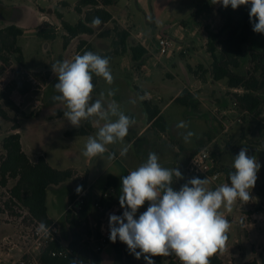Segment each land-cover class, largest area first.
Segmentation results:
<instances>
[{
  "label": "rangeland",
  "instance_id": "374dc122",
  "mask_svg": "<svg viewBox=\"0 0 264 264\" xmlns=\"http://www.w3.org/2000/svg\"><path fill=\"white\" fill-rule=\"evenodd\" d=\"M60 0H0V9L2 10L3 19L0 20V29L5 28L11 24H16L18 19L11 20V10H23L25 15L26 11L30 14L29 19L25 20L20 27L23 29L24 34L18 39V45L23 49L24 64L19 66L12 63L4 74L0 76V90H3L13 82H23L28 76L35 77V73L42 74L46 79L48 88L44 94L42 87L31 85V90L26 97L16 93L13 97L15 101H20L22 104L21 111L27 116L32 114L31 117H23L22 115H16L11 112L12 118H17L20 125V133L22 136L23 149L32 161H37L39 157L44 156L47 162L57 170H75L77 175L87 172L90 173L92 179H99L104 177L105 174L110 173L111 158L109 151L119 154L121 149L127 144L124 140L123 144L116 143L108 146V152L95 158H85L82 155L84 144L88 136H67V132H70L79 128H86L89 124L88 121H82L79 128L73 127L67 119L64 117L63 112L66 111V107L59 103L54 102L52 97L58 95L55 91V84L58 83L57 76L53 73L51 65L57 61L70 60L71 57L79 53V46L82 43H86V47H91L92 52L97 54L112 53L111 44L116 35L112 30L113 23L108 25L107 29L110 33V37L99 38L96 36H85L74 39L69 42L70 49L64 48L65 36L67 32L63 29L61 21L56 18V11L61 12L64 15V21L71 25H76L82 16L74 9V5L79 0H65L71 5V8L67 9L60 6ZM182 0L178 4L187 5L185 7L192 6L196 14H191L185 17V26L187 28L188 36L185 41L176 38L173 32V28L166 29L165 26H161L156 19L159 12L163 10L159 8L158 0H129L130 9L134 15L135 27L133 32L135 34L143 33L147 38H150L152 45H149L152 50V56L144 62V65L140 69H136L133 66L130 54L123 56H115L110 62L112 74L115 77L114 83H126L128 86L122 88L121 86L107 85L101 78L93 74V83H99V91H105L111 87L116 90L115 96L105 99V104L114 100L116 96H123L125 101L121 104V109L126 115H129L135 119L136 123L129 129L131 138L139 132L148 121V113L144 102L146 99L139 100L137 98L138 91L135 89L137 86L142 89H148L152 86L153 92H158L163 97V102H160L157 98L150 100L153 106L164 108L169 99L178 91H182V94L192 92L193 99L190 100L189 106L184 107L179 103H172L168 107H165L164 119L168 122L166 131L162 132L159 127H153L147 132H143L136 143H132L129 147V153H137L142 148L152 146L153 152L162 150H179V154H176V166L180 169L183 179L174 180L177 186V190L189 180V176L186 167L196 151L207 150L211 155H215L218 160V167L231 166L233 158L239 153L241 148L247 149L249 156H255L258 162L261 161V148L264 142V124L261 126L258 123H249L247 116H242L239 122H234L233 117H237V111L233 110L230 117L221 118L219 111H223L231 107V103L234 100L233 93L235 90H231L228 87L226 81L213 82L210 78L204 80L199 79L200 70L199 66L208 67L211 62L209 54L206 52V46L203 47L202 43H206L203 40V34L198 33L196 37L191 36V32L197 25H201L202 22H207L209 19L212 23L207 24L206 33L208 31L216 30L220 26V20L216 15L212 14L213 4L211 0ZM127 0L122 1V5H125ZM45 15H41V12ZM155 12L153 15L152 12ZM121 12V11H120ZM116 14H122V13ZM148 16H146V14ZM48 20L56 27H61L58 31L57 37L54 40H44L37 36V30L44 25L43 20ZM17 20V21H16ZM173 22L170 21L169 24ZM52 24V23H51ZM60 24V25H59ZM42 25V26H41ZM212 30V31H213ZM106 31V30H105ZM165 33L173 43L171 48L172 53L166 56H161L158 51L157 43L153 40V35L161 36ZM205 33V34H206ZM131 45L135 43H130ZM84 46V47H85ZM83 47V48H84ZM195 47V50H193ZM87 50H84V52ZM82 52V54L84 53ZM81 54V55H82ZM38 79V78H37ZM39 80V79H38ZM40 81V80H39ZM41 82V81H40ZM42 83V82H41ZM191 83L197 84V86L191 87ZM47 84H43L46 86ZM20 85V84H19ZM121 85V84H120ZM185 85V87H184ZM6 86V87H5ZM5 87V88H4ZM128 87V89H126ZM162 91V93H161ZM99 92V93H100ZM242 91H237V93ZM42 93L45 96L44 104H40L39 108H36L34 112H30L26 106L35 105L36 101H42ZM99 93H92V99L99 98ZM179 95V96H180ZM178 96V97H179ZM123 98V99H124ZM135 100V103L131 101ZM43 102V101H42ZM119 103V102H117ZM36 113L39 114L36 116ZM218 118H217V117ZM95 120V119H94ZM102 126L103 121H97ZM180 121L188 123L189 128L195 133L191 138L190 143H185L183 139V133L185 129L177 128V124ZM86 122V124H84ZM0 141L12 132V123H1ZM93 130L90 135H94L97 131ZM244 135V136H243ZM149 149V148H147ZM173 156V155H172ZM126 157L121 158V162L125 163ZM166 164H172L171 160L166 158ZM119 167V166H118ZM167 167V166H165ZM120 168V167H119ZM168 168H173L170 166ZM226 183L225 178L222 176L217 184H214L209 180V187L215 189L219 184ZM13 182L10 183V186ZM9 186V187H10ZM96 189H102V186L96 185ZM72 182L59 187H52L48 191V215H54L62 211V205L67 199V195L72 192ZM98 191V190H97ZM98 194L91 193L96 197ZM257 194V181L254 188L251 190V196L253 199L244 204L237 203L233 207V211L228 213L223 207L220 211L224 212L225 217L231 222L232 227L227 233L228 239L226 241V247L221 253V259L224 264H244L252 260H257L262 264L259 254L264 255V224L260 222H254L253 225H248L250 222V215L252 212H260L264 215V202L261 198L256 197ZM91 195V194H90ZM258 195V194H257ZM7 190L0 187V254L3 253L5 247L3 245V239L5 237H11L19 244V237L22 234H26L28 229L34 224L31 221H24L23 211L15 209V211H6L4 203L7 201ZM256 197V200L254 199ZM116 205L121 209L119 201H116ZM148 202L146 201L137 212L141 214L147 210ZM113 207V206H112ZM261 208L263 209L262 211ZM5 209V210H4ZM18 215H22L21 217ZM100 214L95 212L94 218L99 219ZM241 221L243 225H241ZM252 228L253 235L248 236L249 229ZM65 233L67 231L65 230ZM252 248L255 249L257 255L252 253ZM113 247H106L101 256L106 260L105 264L109 263L110 257L113 255ZM243 249L246 250L250 256H244L242 259L235 260L236 255H239ZM253 249V250H254ZM257 256V257H255ZM2 257V256H1ZM5 258V254L3 256ZM264 257V256H263ZM109 258V260H107ZM17 260V256L8 259L6 264H13Z\"/></svg>",
  "mask_w": 264,
  "mask_h": 264
},
{
  "label": "trees",
  "instance_id": "16d2710c",
  "mask_svg": "<svg viewBox=\"0 0 264 264\" xmlns=\"http://www.w3.org/2000/svg\"><path fill=\"white\" fill-rule=\"evenodd\" d=\"M120 0H80L74 7L82 18L76 25H71L62 20L63 15L56 11V17L61 20L63 29L67 32L65 36L64 48L69 46V42L73 39L84 36H95L105 38L110 36V32L116 35L111 44L112 53H102L101 56L110 58V62L115 56H121L129 53L134 68L140 69L144 62L150 58L149 51L141 44L135 43L131 45L129 42L132 38L131 33L122 30L118 23L114 21V14L120 12L118 6ZM62 7L68 8L67 3H61ZM251 5H242L233 10L230 6L224 8L222 5L217 10V16L220 20L218 29L208 31V39L206 43V52L209 54L211 62L208 67L199 66V79L210 78L213 82L226 81L231 90H239L242 93H233V97L237 102L238 110L248 117L249 123H258L259 126L264 124V34L255 33L253 25L249 19V10ZM94 17H99L103 23L99 26H93L91 21ZM113 23L110 32L104 28L105 24ZM106 30V31H105ZM58 27L46 22L44 26L37 31V36L44 40H54L57 37ZM24 34L22 28L17 24H11L0 29V76L4 71L15 63L19 66L24 64L23 49L18 45V39ZM86 43L79 46V52L82 54L84 50L92 51L91 47H86ZM85 46V47H84ZM84 47V48H83ZM44 85L47 84L44 76L35 73ZM31 86L26 83L19 85L16 81L9 83L7 87L0 90V124L12 123V132L0 141V187L7 190V201L4 203L6 211H15L18 209L27 214L23 216V222L33 221L50 225L54 221L48 215V191L52 187H59L72 182L73 188L69 196V201L74 200L85 190L90 187L89 173H85L81 178L75 170H57L53 168L44 156L39 157L37 161H32L23 149L20 125L17 118H12L10 113L16 115L27 116L15 102L14 92L26 96L29 94ZM193 96L190 93L182 94L175 103H179L184 107L189 106ZM144 105L148 113L149 128L159 127L162 132L167 129V122L160 115L161 110L158 106H153L151 101H145ZM37 114V113H36ZM0 125V131H1ZM91 126L88 124L86 128L75 129L67 132V136H88L90 135ZM244 136V135H243ZM196 151L195 153H197ZM261 168L257 173V194L264 202V142L260 151ZM194 155V154H193ZM192 155V156H193ZM212 157L218 162L217 157ZM218 170L228 180L229 172L233 171L231 166L218 167ZM199 177V176H197ZM193 176L189 177V179ZM204 179L205 177H199ZM13 184L10 186V183ZM10 186V187H9ZM77 186H82L80 194L76 193ZM121 179L113 175L107 176V181L102 193L114 189V195L109 199H102V206L111 208L119 201L121 194ZM172 187L177 190L176 183L173 182ZM90 192L88 202L85 204L79 218L72 219L66 217L64 219L70 242V250L72 253L66 257H54V251L61 250L59 243L51 244L45 249L40 256L42 264H103L101 254L96 252L89 242H83L84 237L91 236L90 222L94 219L96 209L91 204ZM98 196L93 197L97 200ZM4 209V210H5ZM263 209L261 208L260 211ZM22 216V215H18ZM64 235V234H63ZM114 248L113 264H146L143 257L137 260L134 255L127 250V245L120 242L117 238L116 243L109 241ZM155 264H181L178 258L173 256H155L152 257ZM210 264H224L221 259V252H217L210 257ZM264 264V258L261 259ZM244 264H258L257 260H252Z\"/></svg>",
  "mask_w": 264,
  "mask_h": 264
},
{
  "label": "clouds",
  "instance_id": "9594fccd",
  "mask_svg": "<svg viewBox=\"0 0 264 264\" xmlns=\"http://www.w3.org/2000/svg\"><path fill=\"white\" fill-rule=\"evenodd\" d=\"M211 3L221 4L224 8L230 6L233 10L250 4L252 30L264 34V0H211ZM91 23L99 26L103 21L94 17ZM51 68L58 78L54 86L58 95L52 99L66 107L63 115L67 121L76 128L82 121H103L95 134L87 137L82 155L95 158L108 152L109 145L123 144L136 121L126 115L115 100L105 104L106 97L115 96L116 90L109 87L106 92L99 93V98L92 99L93 74L109 86L114 83L110 58L85 51L71 60L57 61ZM146 95L137 93V98L143 100ZM176 126L186 130L183 139L190 143L195 133L188 130V123L180 121ZM127 151L125 147L121 155ZM231 168L230 183H221L212 189L207 178L193 177L176 190L172 184L174 180L183 179L181 171L177 167L162 166L159 155L149 152L145 161L121 178L119 204L124 211L120 216H109L110 241L116 243L118 238L127 245L130 254L137 260L143 257L146 264H155L152 257L173 255L181 264H210V257L224 251L227 233L232 227L220 209L223 207L231 213L237 203L242 205L253 199L251 190L261 164L255 156L247 154L246 148H241L233 158ZM75 191L80 194L82 186H77ZM146 201L149 202L147 210L137 218L139 208ZM37 231L50 234L49 227L43 222Z\"/></svg>",
  "mask_w": 264,
  "mask_h": 264
},
{
  "label": "crops",
  "instance_id": "0c3cea01",
  "mask_svg": "<svg viewBox=\"0 0 264 264\" xmlns=\"http://www.w3.org/2000/svg\"><path fill=\"white\" fill-rule=\"evenodd\" d=\"M80 1V0H79ZM78 1V2H79ZM122 1H125V0H120L119 1V3H118V6H119V8L121 9L120 11V13H122V14H114V16H113V19H114V21H116L117 23H118V25H119V27L122 29V30H126V31H129L130 33H131V36H132V38H131V40H130V42L129 43H139V44H141L144 48H146L148 51H149V53H150V57L152 56V50H150L151 48L149 47V45H152L151 43V41H150V38H147L146 36H145V34H143V33H139V34H135L134 32H133V27H135V22H134V15H133V13H132V11H131V9L129 8L130 7V3H129V0H127L128 2H126V4L125 5H122L121 3H122ZM182 0H158V4H159V8L160 9H162V7L164 6L165 8L163 9V10H161L160 12H159V15H158V17L156 18L158 21H159V23H160V25L161 26H165V28L166 29H168V28H173L174 29V31L175 32H173L174 33V35L176 36V38L177 39H179V40H182V42L183 41H185V39H186V37L188 36V33H187V28H186V26H185V23H186V20H184L185 19V17H187L188 15H191V14H196V13H198L197 11H194L193 10V8H192V6L190 5L189 7H185V6H187V5H184V4H178L179 2H181ZM185 1V0H184ZM77 2V3H78ZM189 2H192L191 0H189ZM61 3H67L68 5H69V7L67 8V9H69V8H71V5L68 3V2H66L65 0H60L59 1V5L60 6H62V4ZM76 3V4H77ZM193 3V2H192ZM76 4L74 5V7L76 6ZM221 6V4H213V10H212V14H211V17L213 16V15H216L217 14V10L219 9V7ZM22 11L23 10H11V13H10V17H11V20L13 21V19H18V21L17 22H15L19 27H20V25L21 24H23V23H25L24 21L25 20H27V19H29V17H30V14L28 13V11H26V14L24 15L23 13H22ZM59 12V11H58ZM59 13H61V12H59ZM145 13V12H144ZM153 13V15L155 14V12L153 11L152 12ZM62 14V13H61ZM146 14V13H145ZM41 15H42V17H43V15H45L44 13H43V10H42V12H41ZM63 15V14H62ZM146 16H148L147 14H146ZM155 17H156V14H155ZM57 18V17H56ZM58 19V18H57ZM42 22H43V24L42 25H44L46 22H48V23H52V25H54L53 24V21L51 20V22H49L48 20L46 21V20H44L43 18H42ZM62 20H64V15H63V19ZM58 21H61V20H59L58 19ZM170 21L171 22H173V23H171V24H169L170 23ZM209 23H212L211 22V20L209 19L207 22H202V24L201 25H197L196 26V28H194V30L191 32V36L192 37H196L197 35H198V33H201V34H203V40H205L206 41V38H208V36H207V33H206V28H207V24H209ZM111 24V23H110ZM110 24H105V26H104V28H106L108 25H110ZM41 25V26H42ZM60 25V24H59ZM55 26V25H54ZM60 26H62V25H60ZM21 28V27H20ZM113 28V27H112ZM213 27H211L210 29H211V31L213 30L212 29ZM41 29V28H40ZM39 30V29H38ZM37 30V31H38ZM61 30V27H58V31H60ZM100 33V31H98L97 32V34L93 37V38H95L98 34ZM206 33V34H205ZM162 36H167L165 33H162V35L161 36H156V35H153L152 37H153V40H154V42L155 43H157V40H158V38L159 37H162ZM85 37V36H84ZM110 37V36H109ZM116 39V38H115ZM74 42V39H73V41L71 42V43H73ZM207 43V42H206ZM206 43H202L203 45V47H205L206 46ZM70 46L71 45H69L68 46V48L67 49H70ZM193 50H195V47H193ZM78 54H80V52L78 53ZM126 54H128V53H126ZM77 55V54H76ZM123 55H125V54H123ZM123 55H121V56H123ZM74 57V56H73ZM73 57H71L70 58V60L73 58ZM113 60H115V59H113ZM112 60V61H113ZM111 61V62H112ZM94 84V91H93V93L95 94V93H99L100 91V89H99V83H93ZM113 84H115V86H121L122 88H125V86H128V84L126 85V83H113ZM121 84V85H120ZM0 85H2V84H0ZM48 85L49 84H47L46 86H44L43 87V89H42V91H44V94H45V92H46V90H47V88H48ZM193 86H197V84H195V83H191V87H193ZM6 87V86H5ZM4 87V88H5ZM184 87H185V85H184ZM126 89H128V87L126 88ZM137 91H138V93L140 94V95H145V93L147 94L146 96H145V99H146V101H148V100H152V99H158L160 102H163V97H162V95L160 94V93H158V92H153V90H151V89H153V87L152 86H149L148 87V89H142L141 87H139V86H137L136 88H135ZM191 92V94H192V92L193 91H190ZM16 93H18L19 94V92L18 91H15L14 92V96H15V94ZM161 93H162V91H161ZM182 93V91H178V92H176V94L174 95V96H172L170 99H169V101L167 102V104H166V106L168 107L170 104H174L175 102V99H177V97L180 95ZM28 95V94H27ZM26 95V96H27ZM13 96V97H14ZM26 96H23V97H26ZM124 97L123 96H116V97H114V100L116 101V102H119V104L121 105H123V103H124V101H125V98L123 99ZM44 99H45V96L43 95V93H42V101H40L42 104H44L45 105V102H44ZM15 100V99H14ZM16 102V101H15ZM19 101H17L16 103H18ZM165 106V107H166ZM165 107L164 108H160V110H161V113H160V115H162V116H164V113H165ZM26 108H29L30 109V112H34V110H36V109H33V106H26L25 108H24V110L26 109ZM39 108V107H38ZM31 115V114H30ZM37 115H39V114H36V116ZM29 116V115H28ZM167 122V121H166ZM88 123L90 124V126H91V130H90V132H93V130H96V129H98L101 125H100V123L99 122H96L94 119L93 120H90V121H88ZM84 124H86V122H84ZM167 124H168V122H167ZM150 127V124H149V121H147L146 122V124H145V126H143V128L139 131V132H137L132 138L130 137L131 136V134H130V132L128 133V135L124 138V140L127 142V144L121 149V152H122V150L125 148V147H127V149H128V151H127V153L125 154V155H121V152L117 155V154H115L114 152H112V151H109L108 153L109 154H112L111 155V163H110V166H109V168H110V173H108V174H105V176L104 177H101V178H99L98 180L97 179H92L91 178V176H90V173H89V180H90V187H89V192H90V198H92L90 201H91V204H93V194L91 193V190H93V193H98V191H101L104 187H105V184H106V181H107V176L110 174V175H113V176H115L116 178H118V179H121L122 178V176H124V175H127L131 170H135L138 166H139V164L140 163H142L143 161H145L146 160V158H147V156H148V153L149 152H153V149H152V146L150 147V146H147V148H149V149H147V148H142L140 151H138L137 153H129L128 154V152H129V147H130V145L132 144V143H136V139H138V137L143 133V132H147V131H149L151 128H149ZM80 129V128H79ZM18 132H20V130L18 131ZM21 134V133H20ZM89 136V135H88ZM155 153H156V151H155ZM157 154L159 155V157H160V163L162 164V166H167V167H169V165L170 166H173V168L174 167H177L176 166V160H175V155L176 154H179V150H175V151H172L171 152V150L169 151V150H162V151H157ZM173 155V156H172ZM123 157H126V159H125V163H122L121 162V158H123ZM166 158H168V159H170L171 160V162H172V164H166V161H165V159ZM120 168H119V167ZM77 172V171H76ZM82 174H79L78 173V176H81ZM83 177H84V175H83ZM96 185H100V186H102V189H96ZM98 190V191H97ZM70 194H71V192L67 195V199L68 200H66V204L64 203L63 205H62V211H60V212H58V213H56V214H52L51 216L49 215V218L50 219H52L53 221H59V224H60V227H61V229H62V232H63V234H64V237H66L67 238V236H68V231H67V227H66V224H65V221H64V213H65V210H66V207H67V204H68V201H69V196H70ZM256 197L257 198H260L257 194H256ZM256 197L254 198L255 200H256ZM148 205H149V202H148ZM136 216H137V218H138V216H139V214L137 215L136 214ZM262 217V220H260V218L259 217ZM250 217H251V219H250V222L248 221V225L250 226V225H253L254 224V222H260V223H263L264 224V215H262L260 212H252L251 213V215H250ZM251 228V227H250ZM65 230L67 231V233H65ZM253 235V232H252V228L251 229H249V233H248V236H252ZM108 247H110V246H112L111 244H109V245H107ZM106 246V247H107ZM106 247L104 248V250L106 249ZM113 247V246H112ZM254 248H252V253L254 254V255H257V253L255 252V249L253 250ZM103 250V251H104ZM114 256H115V254H114V249H113V255H112V257H110V260H109V258H107V260H109V263L108 264H113V262H114ZM244 256H250V255H248L247 254V252H246V250L245 249H243V251H241V253L239 254V255H236V257L234 258L235 260H237V259H242V258H244ZM259 256L261 257V258H264L263 256V254H259ZM238 257V258H237ZM255 257H257V256H255ZM101 258H102V256H101ZM237 258V259H236ZM102 262H103V264H105V262H106V260L104 259V258H102Z\"/></svg>",
  "mask_w": 264,
  "mask_h": 264
},
{
  "label": "built area",
  "instance_id": "2783aa9c",
  "mask_svg": "<svg viewBox=\"0 0 264 264\" xmlns=\"http://www.w3.org/2000/svg\"><path fill=\"white\" fill-rule=\"evenodd\" d=\"M173 45L174 43L166 36L159 37L157 40V47L161 56H166L167 54L172 53L171 48L173 47ZM26 83H28L29 85L36 84V86H40L39 88L44 87V85H42V83L36 77L32 76H28L23 82H20L19 84L24 85ZM235 91L237 93V91L239 90ZM40 104V101H36L33 109L38 108ZM17 105L19 107H22L20 101L17 103ZM233 110L237 111L238 116V118L234 116L233 121L239 122L241 117L245 114L238 110L237 102L235 99L231 103L230 108L227 107V109H224L221 112L219 111V114L222 116L221 118L228 119V117L231 116V111ZM217 168L218 163L212 157V155L207 150H200L191 157L186 167V170L189 176L205 177L214 184H217V182H219V180L223 176L218 170H216ZM114 193L115 190L110 189L105 194L100 193L99 195H97V200H93V207L100 214V217L99 219L94 218L91 220L90 230L92 234L91 236L86 235L83 239V242H89L96 252H102L110 241V214L120 216L123 214L124 211V209H120L117 206H113L111 208L102 206V199H109L110 196L114 195ZM88 196L89 190H85L74 200L70 201L67 204L63 216L64 219L66 217H70L72 219L79 218L80 214L84 209L85 204L88 202ZM259 218L260 220H262L261 216ZM32 222H34V224H32V226L28 229V232H26V234L20 235L19 239L21 240L19 241V244H17L16 241L11 237H5L3 239V245L7 247V249L5 248L6 251L0 254V264H6L8 259L14 258V256H17V260L13 264H42L40 259L41 253L45 249H47L51 244L54 243H59L62 247L61 250L54 251L52 253L54 257H66L67 254L72 253V250H70L69 247L70 242L67 240L66 237H64L59 221H54L50 225H47L50 230V234L47 235L37 231L38 226L40 224L39 222H37L36 220H33ZM4 254L5 258L3 257ZM229 264L233 263L229 262ZM258 264H260L259 261Z\"/></svg>",
  "mask_w": 264,
  "mask_h": 264
},
{
  "label": "water",
  "instance_id": "95a60500",
  "mask_svg": "<svg viewBox=\"0 0 264 264\" xmlns=\"http://www.w3.org/2000/svg\"><path fill=\"white\" fill-rule=\"evenodd\" d=\"M3 19V15H2V10L0 9V20H2ZM13 20H15V19H13Z\"/></svg>",
  "mask_w": 264,
  "mask_h": 264
}]
</instances>
